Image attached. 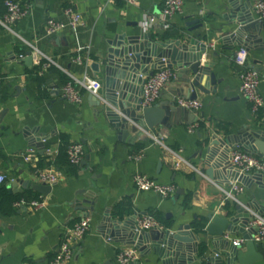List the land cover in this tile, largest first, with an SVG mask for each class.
<instances>
[{"label":"crops","instance_id":"crops-1","mask_svg":"<svg viewBox=\"0 0 264 264\" xmlns=\"http://www.w3.org/2000/svg\"><path fill=\"white\" fill-rule=\"evenodd\" d=\"M25 1L29 11L12 26L13 32L0 27V175L6 178L0 186L11 195L37 194L44 205L37 210L26 205H13L11 214L0 213V264H47L65 231L85 215L91 217L90 230L73 247L67 264H119L117 253L125 247H134L121 235L103 227L102 220L107 213L122 221L131 219L133 222L137 216L151 214L154 210L173 229L191 224L196 216L206 217L209 213L224 216L226 203L230 209L236 204H250L255 208L249 211L264 215V190L255 182L244 184L239 181L244 189L236 196L238 202L224 201L220 188L237 180L232 174L236 170L229 164L230 152L227 153L224 146L212 147L217 150L211 153L210 164L216 163L219 157L221 164L226 166V173L219 167L220 174L210 180L200 171L206 168L203 161L205 147L212 134L222 138L257 123L264 129V106L257 116H253L249 103L240 94L239 68L234 65L233 56L241 46L234 45L233 40H224L233 28L224 19L228 0H184L182 11L166 20L160 17L163 0H137L132 5L124 0ZM237 1L240 6L247 4L251 12L250 0ZM66 6H72L81 14L82 24L76 30L66 26L46 36L43 31L46 19L64 20L62 12ZM151 17L154 21L150 23ZM196 18L203 20L202 27L187 32L186 23ZM140 26L165 38L179 39L180 34L194 36L196 33L208 36L209 53L203 54L202 62L214 64L212 71L218 80L216 92H197L202 107L196 116L185 110L179 123L170 127L157 125L149 131V135L157 137L175 154L153 142L142 126L139 132L145 140L133 132L119 135L92 104L89 93L82 92L81 102L74 104L66 101L58 90L67 78L61 69L77 77L87 75L101 79L93 63L106 54L107 42L118 33L137 32ZM261 38L262 42L255 44L258 48L249 46L247 66L259 73L258 89L264 101V28ZM25 41L57 64L41 65L40 81L33 71L37 66L36 55H31L30 66L22 61L25 57H17L20 52L27 53ZM76 53L82 55L81 63L73 61ZM174 69L175 78L162 89L156 103L178 94L180 76ZM208 88L212 87L208 85ZM173 121H177L176 117ZM198 121L204 123V128L190 132L189 127ZM73 142L84 145V156L77 172L69 174L65 167L58 166L57 157L64 144ZM138 144L144 145L139 152L135 148ZM30 147L36 149L37 160L34 162L24 160ZM44 149L52 152V160L48 161L42 152ZM139 154L140 160L131 158ZM40 161H43L42 166ZM159 162L162 164L158 168ZM49 166L62 171V176L47 196L38 194L31 187L18 191L22 188L21 182L31 181V186L38 182L36 168ZM137 173L146 174L161 184H174L176 190L167 199L153 192L137 191L133 182ZM10 188L12 192H9ZM178 190L182 192L177 193ZM187 195L189 201L185 205ZM122 202L130 205V212H117L115 208ZM197 235L199 242H204L208 249L205 254H210L207 236ZM231 238L235 240L240 235ZM257 249L261 252V246ZM137 251L140 264H161L153 252L142 254Z\"/></svg>","mask_w":264,"mask_h":264},{"label":"water","instance_id":"water-1","mask_svg":"<svg viewBox=\"0 0 264 264\" xmlns=\"http://www.w3.org/2000/svg\"><path fill=\"white\" fill-rule=\"evenodd\" d=\"M224 19L233 27L226 33L225 41L233 40L234 45L245 47L247 50L251 45L255 49L258 48L255 44L262 42L264 22L252 16L247 4L240 6L237 0H228V12ZM134 25L137 26L138 23ZM202 25V19L188 21L187 32H193ZM107 43L109 47L106 54L93 63L95 72L101 75V98L90 94V99L97 111L105 116L121 136L133 132L145 140L146 137L139 132L140 126L149 132L157 125L170 127L173 123H179L181 114L186 109L175 104L177 96L181 94L182 97L195 100L197 92H216L218 80L212 71L214 64L202 62L203 54L209 53L207 35L180 34L179 39L165 38L140 26L137 32L118 33ZM22 61L30 66L32 56L28 54ZM162 67H175L178 70V94L152 106L142 107L141 87L144 77ZM208 85L212 88L209 89ZM193 116H196L195 113ZM173 117H176L177 121L174 122ZM215 146H224L227 153L237 147L264 158V129L257 123L254 126H244L240 131L222 138H217L215 133L209 136L203 160L206 168L200 171L210 180H215L220 174L219 167L222 173H226V166L221 164L219 157L216 163L210 164L213 159L211 153L214 154L217 150V147L212 149ZM161 164L162 162L158 163V168ZM232 174L238 181L244 184L255 182L264 190V178L260 173L239 174L235 171ZM21 185L19 192L31 187L42 196H47L52 189V185L38 182L31 186V181L21 182ZM12 191L10 188L9 192ZM180 192L182 190L177 191ZM252 208L255 207L250 204H236L233 209H227L224 216L215 213L206 215L207 223L203 234L207 236L210 244L208 255L205 254L208 249L203 255L199 254V237L193 232L191 224L179 225L175 229L169 227L162 231H139L135 227V220L122 221L107 213L102 225L121 235V238L124 237L127 244L133 245L142 254L153 252L161 264H264V256L253 240L256 228L249 224L253 214L248 209ZM234 235H240L244 240L243 245L233 244L231 236ZM129 264L140 263L135 261Z\"/></svg>","mask_w":264,"mask_h":264},{"label":"built area","instance_id":"built-area-1","mask_svg":"<svg viewBox=\"0 0 264 264\" xmlns=\"http://www.w3.org/2000/svg\"><path fill=\"white\" fill-rule=\"evenodd\" d=\"M126 4H135L137 0H124ZM184 0H163L162 10L160 17L164 20L171 18L173 15L182 11ZM251 12L254 18L264 22V0H250ZM3 5L5 12L0 16V27L13 32L12 26L24 18L29 11L28 2L22 3L21 0H4ZM64 20H57L49 17L46 19L43 31L46 36H51L64 27L69 26L72 30H76L79 25L82 24L83 19L81 14L76 11L72 6H66L62 12ZM154 21V18H150V23ZM28 46L27 53L20 52L17 57L23 59L30 55H36L35 62L37 65H43L44 67H50L57 65L51 58L42 54L37 48L25 41ZM213 47V44L211 45ZM82 55H77L73 58L76 63L82 62ZM248 50L245 47H240L233 56V63L239 68L238 79L240 82V94L249 103L250 111L253 116L263 109L264 101L259 92V73L247 66ZM67 76V79L59 86L58 90L66 101L74 104H79L82 100V92H87L98 98H101L99 92L101 90V84L97 77L83 75L77 77L70 71L61 69ZM176 72L174 68L162 67L155 70L151 75L144 77V83L141 87V106L148 107L154 105L162 89L175 78ZM1 84V79H0ZM175 104L183 109L198 113L202 107L200 100H191L182 96L175 98ZM197 128V124L189 127V131L193 132ZM152 141L164 146L169 152L175 154V152L166 147L161 140L157 137L149 135ZM43 139L42 141H44ZM67 161L69 164L79 166L84 156V145L80 142L69 143L65 147ZM44 153L48 157V161L52 160V152L48 149H44ZM131 158L140 160L141 154L133 155ZM24 160L27 162H34L37 160V153L34 147H30L26 150ZM178 163V162H176ZM229 164L239 174L245 173H260L264 178V158L255 154L247 153L243 150L234 148L230 150ZM62 176V171L53 168L52 166L45 168H36L35 177L39 183L53 185ZM6 180L4 175H0V183ZM133 182L137 191L141 192H153L160 196L162 199H167L176 190L174 184H161L158 183L152 177L146 174L137 173L133 176ZM223 194L224 201L238 202L237 194L243 191V186L238 180H235L229 184L226 188H220ZM26 205L29 209L37 210L44 205L42 200L20 199L14 203L15 207ZM253 214V218L249 223L250 226L256 228V233L253 237L254 242L261 246V253L264 256V215L257 212L250 211ZM91 217L88 215L82 216L77 219L72 226H70L58 245L56 253L50 258L47 264H67L73 252V247L80 242L86 233L90 230ZM135 227L139 231L149 230H165L166 228L151 214L137 216L135 218ZM244 240L240 237L233 240L234 245H243ZM119 264H129L139 259L138 251L134 247H125L121 249L116 256Z\"/></svg>","mask_w":264,"mask_h":264},{"label":"trees","instance_id":"trees-1","mask_svg":"<svg viewBox=\"0 0 264 264\" xmlns=\"http://www.w3.org/2000/svg\"><path fill=\"white\" fill-rule=\"evenodd\" d=\"M22 3L25 2V0H21ZM4 0H0V16H2L5 12V7L3 5ZM80 53H76L73 56H77ZM40 65H37L34 68V72L36 73V78L39 80V76H38V71L40 69ZM51 69H54V67H51ZM58 71V70H57ZM67 79V78H66ZM65 79V80H66ZM40 81V80H39ZM197 128L198 129H202L204 128V123L201 121H198L197 123ZM63 138V137H62ZM64 140V139H63ZM67 144H64L61 147L60 153L57 157V164L58 166H60V168L65 167V171L69 174H75L77 172V166L71 165L68 163L67 161V156H66V152H65V147ZM144 145L143 144H138L135 146L137 152H139L141 149H143ZM43 161H40V165L42 166ZM25 199V200H31V199H37V200H41V198L37 195V194H32V193H28V194H18V195H11L8 193L7 189L4 186H0V213L4 214V215H9L14 211V203L20 199ZM189 201V195L186 196L185 200H184V204L187 205ZM117 210L118 213H121L123 211L126 212H130L131 211V207L129 204H127L126 202H122L120 204H118L115 208ZM224 209H229V204L226 203L224 205ZM157 220H159L160 222H162L164 224V226L166 228L170 227V224L168 221H164L162 220V218L160 217L159 213L157 211L152 210L150 212ZM206 223H207V219L205 216H196L195 219L192 221L191 223V228L193 230L194 233L196 234H200V233H204L205 227H206ZM206 251V245L204 242H201L199 244V254L203 255V253Z\"/></svg>","mask_w":264,"mask_h":264}]
</instances>
